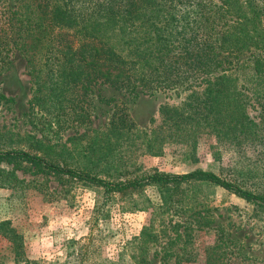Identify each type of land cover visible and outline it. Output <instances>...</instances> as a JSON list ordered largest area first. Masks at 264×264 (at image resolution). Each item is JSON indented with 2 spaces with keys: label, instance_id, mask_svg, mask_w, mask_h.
Here are the masks:
<instances>
[{
  "label": "rangeland",
  "instance_id": "obj_1",
  "mask_svg": "<svg viewBox=\"0 0 264 264\" xmlns=\"http://www.w3.org/2000/svg\"><path fill=\"white\" fill-rule=\"evenodd\" d=\"M194 3L197 11L223 7V30L231 31L229 94L240 92L242 107L237 109L231 96L226 115L242 118L231 117L238 123L225 138L223 126H198L197 105L182 114L188 96L204 95L202 87L135 94L97 86L91 121L59 129L43 112L29 111L30 79L23 56L14 51L0 76V93L9 99L0 101V150L37 154L110 182L208 170L264 195V5L258 0ZM164 106L179 109L178 132L167 127L163 133L167 141L176 135L179 142H169L165 154L155 156L148 148ZM166 116L167 126L174 124L175 113ZM113 118L116 129L108 133ZM124 121L132 125L124 128ZM1 222L21 238L19 264H264V205L204 184L183 185L163 207L156 188L107 195L85 181L1 161ZM149 226L154 230L144 236L148 247L137 249ZM3 229L0 264H9L17 239L3 236Z\"/></svg>",
  "mask_w": 264,
  "mask_h": 264
},
{
  "label": "trees",
  "instance_id": "obj_2",
  "mask_svg": "<svg viewBox=\"0 0 264 264\" xmlns=\"http://www.w3.org/2000/svg\"><path fill=\"white\" fill-rule=\"evenodd\" d=\"M258 1L264 5V0ZM185 4L187 8L183 7ZM223 15V7L197 11L194 0H0V76L9 68L12 53L19 52L31 84L29 111L43 112L50 124L55 122L64 130L91 121L93 89L97 86L135 94L202 87L204 95L193 92L195 95L188 96L182 114L197 105L194 118L198 126H223L221 137L225 138L238 123L231 117L242 118L226 115L231 110V96L238 102L237 109L242 103L240 92L229 94L234 81L226 66L232 56L226 50L231 31L229 27L223 30ZM214 73L219 75L213 76ZM2 100L9 101L0 93ZM171 111L175 113L174 124L167 126L166 115ZM171 111L161 108V124L150 138L149 153L155 156L164 155L169 142H179L176 135L170 138L172 141L163 135L167 127H175L174 132H178L181 114L179 109ZM125 121L124 128L132 125L127 126ZM116 124L113 118L107 132L114 131ZM1 161L32 164L55 175L101 187L107 195L156 188L163 207L174 191L188 184L218 187L264 205L263 194L208 170L185 174L155 172L110 182L21 150H0ZM2 229L3 236L17 239L12 246L15 261L9 264H19L21 238L7 228L6 222L0 223ZM151 230L154 228L145 227L141 239H137V249L148 247L144 236ZM154 237L153 234L151 239Z\"/></svg>",
  "mask_w": 264,
  "mask_h": 264
}]
</instances>
